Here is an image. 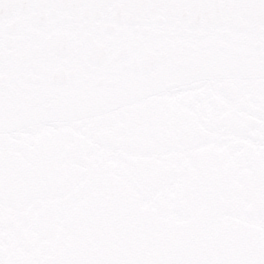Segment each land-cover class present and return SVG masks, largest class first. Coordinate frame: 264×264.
<instances>
[{"label":"snow or ice","instance_id":"6c2138e0","mask_svg":"<svg viewBox=\"0 0 264 264\" xmlns=\"http://www.w3.org/2000/svg\"><path fill=\"white\" fill-rule=\"evenodd\" d=\"M0 264H264V0H0Z\"/></svg>","mask_w":264,"mask_h":264}]
</instances>
